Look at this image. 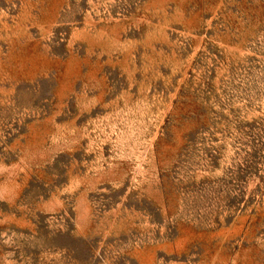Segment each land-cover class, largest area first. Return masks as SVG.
<instances>
[{
    "label": "rangeland",
    "instance_id": "rangeland-1",
    "mask_svg": "<svg viewBox=\"0 0 264 264\" xmlns=\"http://www.w3.org/2000/svg\"><path fill=\"white\" fill-rule=\"evenodd\" d=\"M0 264H264V0H0Z\"/></svg>",
    "mask_w": 264,
    "mask_h": 264
}]
</instances>
